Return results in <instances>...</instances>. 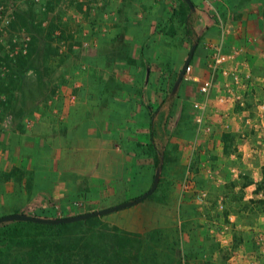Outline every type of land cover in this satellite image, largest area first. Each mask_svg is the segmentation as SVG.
Instances as JSON below:
<instances>
[{
    "label": "crops",
    "instance_id": "0c3cea01",
    "mask_svg": "<svg viewBox=\"0 0 264 264\" xmlns=\"http://www.w3.org/2000/svg\"><path fill=\"white\" fill-rule=\"evenodd\" d=\"M103 3L104 7L96 5L97 17L93 18L95 22L88 29L89 37L80 35L69 40L71 43L74 39L82 42L87 40L89 45H95L93 53L89 52L86 55L88 63L94 70L97 68L96 59L108 60L109 64L117 61L129 69L136 66L129 65L127 60L141 59L142 53L126 52L130 48L134 50L133 52L138 49L141 51L147 40L156 45L159 39L163 40L165 36L163 30H160L163 33L159 31L160 23L164 25L163 27L167 24L169 27L175 25L171 20L172 9L175 6L170 3L169 5L154 3L148 6L142 4L140 6L143 7L135 9L134 6L128 8L122 0H103ZM194 4L196 7H192L190 12L191 35L186 34L183 50L189 51L187 55L189 58L191 49L197 46L191 61L195 74L201 78L208 76V61L211 55L208 44H222L225 53H232L239 47H245L246 57L255 74L263 78L264 0H221L217 6L225 22L223 27L213 20L210 14L201 12L203 0H194ZM135 12L139 15L137 16ZM76 14L79 17L76 22H80L81 9ZM69 24L70 34L75 31L72 29L82 27L75 23ZM195 38L199 39L198 44L195 43ZM99 48L102 52L98 53ZM154 49L155 47L152 51ZM120 50L125 53H115H119ZM82 56L84 57V53ZM103 67L107 72L108 67L106 65ZM139 68L145 72L148 66ZM55 69L53 73L68 70L66 66ZM112 73H116V70ZM219 84L220 93L224 91L225 85L222 80ZM130 85L133 83L123 80L120 90H132L134 86ZM141 87L143 88L142 85ZM183 92L185 98L183 102L186 104L188 114L190 107L193 109V104L199 97L198 86L186 84ZM217 95L213 94L214 107L206 115L208 123L214 129L209 137L211 139L205 141L204 146L200 143L196 152L192 154L198 167L201 169L204 166L211 167L221 179L219 182L209 183L216 186L214 192L217 196L216 203L225 200L226 211L218 225L227 230L232 250L242 255L237 264L258 262L264 264V244L258 245V240L264 237V209L253 203L264 199V141L257 130L246 126L248 119H252L254 123H264V117L255 116L251 101L246 107L220 105L216 103ZM58 101L60 100H54L55 104ZM131 105L130 102L124 105L118 103L117 110H114V113L118 112L117 114L104 118L93 115L83 126H78V122L74 124V117L69 114L64 122L66 130H61L57 126V121L53 119L54 115L50 116L51 111L42 118L40 116L33 129L26 127L27 117L23 120V128L20 130L14 128V131H8L0 128V203L5 204L6 198H9L8 201L13 204L12 208L19 211H24L28 207L34 208L29 206L30 203L44 206L45 209L53 203L67 208L79 199L91 201L95 210L126 203L127 196L131 194L130 178L136 170L139 144L137 138L129 136L127 128L134 118L130 112ZM177 106V123L183 120V133L190 132L187 137L197 138L193 121L188 119L187 114L181 113L182 105ZM54 111L59 112L57 109ZM4 124L5 122L2 127ZM235 145L240 146L237 156L231 151ZM13 171L16 172L14 175L11 174ZM235 171L239 172V177L234 176ZM201 209L200 214L204 216L200 222L206 224L209 221L205 214L210 213L204 208ZM113 214L148 213L144 206L139 204ZM215 229L217 230L216 225ZM133 232L139 233L136 230ZM212 263L223 264L218 259Z\"/></svg>",
    "mask_w": 264,
    "mask_h": 264
},
{
    "label": "rangeland",
    "instance_id": "374dc122",
    "mask_svg": "<svg viewBox=\"0 0 264 264\" xmlns=\"http://www.w3.org/2000/svg\"><path fill=\"white\" fill-rule=\"evenodd\" d=\"M122 1L128 8L134 6V9L143 7L140 6L142 4L148 6L154 3L164 5L170 3L175 6L172 14L173 10L180 5L179 0ZM191 1L193 7H196L194 0ZM203 1L204 4L200 10L202 13L209 14V2ZM220 2L221 0L215 1L216 5ZM80 9L81 21L76 22L79 18L76 12ZM135 14L139 15L138 12ZM96 17V0H42L41 2L0 0V26L3 19L12 21L8 27H1L2 31H0V58L11 65V72L0 79V128L8 131H14V128L20 130L23 128V120L27 117L33 120V126L28 129H33L40 116L42 118L51 111L50 116L54 115L53 119L57 121V126L61 130H66L64 122L69 114L74 117V124L78 122V126H83L93 115L104 118L117 114L118 112L114 113V110H117L118 103L124 105L130 102L132 104L130 112L134 118L127 128H129V136L137 138L139 144L136 153V170L130 178L131 194L127 196L126 203H130L128 207L142 204L148 214L112 213L103 216V220L128 231H139L146 238L152 237L156 245H159L158 251H163L168 244L175 245V250H181L183 264H213L215 259H218L220 263L229 264L230 252L220 249V243L210 233L211 227L215 225L218 231L222 230L223 226L218 224L222 222L223 213L226 211L225 202L224 209H219L221 200L218 203L215 201L216 186L209 183V181L214 182V179L205 174L203 168L193 163L195 164L192 169L195 186L198 190L208 191V199L203 203L197 202L195 196L186 193L183 187L190 158L193 157L195 160L192 153L196 152L200 143L204 146V142L211 139L198 135H196L197 138H189L186 135H190V132L182 131L183 120L177 123V105H182L181 113L187 114L186 104L183 102L185 100L183 90L187 83L182 80L179 82V76L188 59L189 51L183 50L188 28L181 23H175L171 29L169 24L163 27L164 25L160 23L159 31H164V41L159 39L156 45L152 44L151 40H147L141 51L138 49L133 52L134 50L130 48L126 52L127 54L142 53L141 59L127 60L129 65L136 66L129 69L117 61L118 64L115 61L109 64L108 60L96 59L97 68L94 70L88 63L86 55L89 52L93 53L92 49L95 45L90 44L84 47L87 40L82 42L74 39L72 43L69 40L80 35L88 38V29L92 27L95 22L93 18ZM69 23L82 25V27H78L79 31L72 29L75 31L70 34ZM56 30L61 32L60 38L54 37ZM160 33L163 32L160 31ZM23 35L31 38L26 56L18 53L19 42L14 44L12 40L15 36ZM98 46L100 47V44ZM153 47H155L154 51H152ZM12 52H15L14 59L9 57ZM99 52H102L100 48ZM117 52L115 53H125L122 50ZM49 60H52L51 63L48 62ZM104 65L108 67L107 72ZM144 65L148 66L145 72L139 68ZM58 66H66L68 70L53 73V70L56 71L55 68H59ZM45 70L51 72L46 73ZM113 70H116V73H112ZM123 80L133 83L130 85L134 86L132 90H120ZM155 87L159 88L155 90ZM54 100L60 101L55 104ZM48 104L50 106H46ZM55 109L59 112H55ZM150 112L153 113V124L155 123L157 135L165 136L163 132L171 135L166 142L167 155L162 161L159 172L155 171L153 153L147 154L144 150L150 140L152 120ZM187 115L196 128L192 107ZM6 121L9 122L8 125L4 124L2 127ZM15 173L13 171L11 174ZM216 176L217 173H215ZM155 182H158L156 192L144 201L138 202ZM8 199L6 198L5 204L0 203V218L24 213L56 219L103 210H95L91 201L79 199L67 208L53 203L45 209L44 206L30 203L29 206L34 208L28 207L24 211H19L12 208L13 204ZM134 199L136 200L133 201ZM201 208L210 213L205 214L209 221L206 224L200 222L204 216L200 214ZM159 262L160 264H177L180 262V257L172 253L169 259H160Z\"/></svg>",
    "mask_w": 264,
    "mask_h": 264
},
{
    "label": "trees",
    "instance_id": "16d2710c",
    "mask_svg": "<svg viewBox=\"0 0 264 264\" xmlns=\"http://www.w3.org/2000/svg\"><path fill=\"white\" fill-rule=\"evenodd\" d=\"M179 1L171 20L185 25L191 35L192 7ZM195 39L198 44L199 39ZM150 116V140L144 150L153 153L155 171L159 172L171 135L163 132L165 136H158L152 112ZM253 203L264 209V199ZM158 247L152 237L111 225L103 216L67 224L0 223V264H160V259L167 260L172 253L180 257L177 264H183L181 250H175V245L168 244L163 251Z\"/></svg>",
    "mask_w": 264,
    "mask_h": 264
},
{
    "label": "built area",
    "instance_id": "2783aa9c",
    "mask_svg": "<svg viewBox=\"0 0 264 264\" xmlns=\"http://www.w3.org/2000/svg\"><path fill=\"white\" fill-rule=\"evenodd\" d=\"M36 2H41L42 0H34ZM209 2L210 8L208 13L210 17L218 22L220 26H224L225 22L219 11L218 6L215 1L217 0H207ZM96 5L104 7L103 0H96ZM1 27H8L12 21L10 19H3L1 22ZM55 38L61 37L60 31L54 32ZM14 44L19 42L20 48L19 52L22 56L28 55L29 44L31 38L28 35H23L21 37L15 36L13 39ZM85 46H89V43H85ZM208 48L211 51V55L208 61V76L206 78H201L197 76L194 72V66L191 64L185 69L182 77L184 83L196 84L198 86L199 97L193 104L194 109V121L196 125V132L198 136L210 137L213 134V127L207 121V113L213 108L212 96L214 93L216 95L219 93L220 89L219 81H224V91L217 95L216 103L220 105H240L241 107L248 106L249 101L252 102V111L258 118L264 117V77L259 78L254 70L249 60L247 59V50L245 47H239L232 53H225L223 45L208 44ZM11 59L15 58V52L9 54ZM11 72V65L9 62L0 58V79L5 77ZM8 121L5 122V126L8 125ZM25 124L28 128L33 126L32 118H26ZM246 126L257 130L260 137L264 141V123H254L252 119L246 121ZM243 135H245L243 133ZM245 137V136H243ZM231 151L235 156L240 152V146H233ZM194 158H190L188 163L187 178L184 182V190L186 193L193 194L197 202H205L208 199L209 192L206 190H198L195 186L194 178ZM205 174H207L214 182H219L217 176L215 177V172L211 167H202ZM235 177H239V172H234ZM225 200H221L219 203V209H224ZM211 236L217 239L220 243V249H225L230 252V257L228 259L230 264H237L238 259L242 258L240 252L232 250L230 247V240L228 239V233L226 229L220 231L216 230L215 227L210 229ZM264 244V237L258 240V245L262 246ZM251 264V263H250ZM254 264H260L254 263Z\"/></svg>",
    "mask_w": 264,
    "mask_h": 264
},
{
    "label": "water",
    "instance_id": "95a60500",
    "mask_svg": "<svg viewBox=\"0 0 264 264\" xmlns=\"http://www.w3.org/2000/svg\"><path fill=\"white\" fill-rule=\"evenodd\" d=\"M185 1L191 7H193V3L191 0H185ZM196 48H197V46L195 45L191 49L189 58L187 59L185 66L180 73L179 82L182 80L185 69L191 63V61L194 57ZM157 188H158V182H155L154 185L152 186V188L147 193H145L143 196H141V198H139L138 202H142L143 200L149 198L151 195H153L156 192ZM129 205H130V203H124V204L117 205V206H114L111 208H107V209H104V210H101L98 212L85 213V214H80V215L71 216V217H65V218H61V219H47V218H41V217H36V216H32V215H27V214L16 213V214H11V215L0 218V223L8 222V221H30V222L41 223V224H67V223H73V222H77V221L88 219V218L105 216V215L114 213L116 211L122 210V209L128 207Z\"/></svg>",
    "mask_w": 264,
    "mask_h": 264
}]
</instances>
